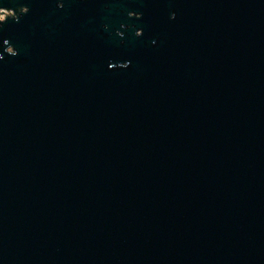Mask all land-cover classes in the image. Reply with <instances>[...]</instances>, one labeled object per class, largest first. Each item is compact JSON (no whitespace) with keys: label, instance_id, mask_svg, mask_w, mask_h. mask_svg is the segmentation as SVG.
Wrapping results in <instances>:
<instances>
[{"label":"water","instance_id":"1","mask_svg":"<svg viewBox=\"0 0 264 264\" xmlns=\"http://www.w3.org/2000/svg\"><path fill=\"white\" fill-rule=\"evenodd\" d=\"M0 12V264H264V0Z\"/></svg>","mask_w":264,"mask_h":264},{"label":"snow or ice","instance_id":"2","mask_svg":"<svg viewBox=\"0 0 264 264\" xmlns=\"http://www.w3.org/2000/svg\"><path fill=\"white\" fill-rule=\"evenodd\" d=\"M59 7H63V4L59 3ZM27 11H28V9H27ZM27 11H26V12H27ZM139 18H140V17L138 16L137 19H139ZM5 19H6V17L4 18V20H5ZM4 20H3V21H4ZM4 43H8V41L5 40ZM13 55H15V53H14ZM109 67H111V64H109Z\"/></svg>","mask_w":264,"mask_h":264},{"label":"rangeland","instance_id":"3","mask_svg":"<svg viewBox=\"0 0 264 264\" xmlns=\"http://www.w3.org/2000/svg\"><path fill=\"white\" fill-rule=\"evenodd\" d=\"M5 12H6V13H4V14H8L7 11H5ZM4 14H2V13L0 12V19H1V18L3 19Z\"/></svg>","mask_w":264,"mask_h":264},{"label":"bare ground","instance_id":"4","mask_svg":"<svg viewBox=\"0 0 264 264\" xmlns=\"http://www.w3.org/2000/svg\"><path fill=\"white\" fill-rule=\"evenodd\" d=\"M2 19V18H1Z\"/></svg>","mask_w":264,"mask_h":264}]
</instances>
